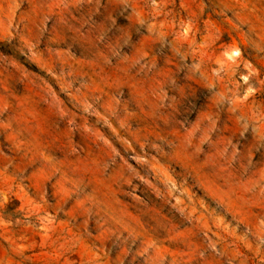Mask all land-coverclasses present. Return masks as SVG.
I'll return each mask as SVG.
<instances>
[{"label": "rangeland", "instance_id": "obj_1", "mask_svg": "<svg viewBox=\"0 0 264 264\" xmlns=\"http://www.w3.org/2000/svg\"><path fill=\"white\" fill-rule=\"evenodd\" d=\"M0 264H264V0H0Z\"/></svg>", "mask_w": 264, "mask_h": 264}]
</instances>
